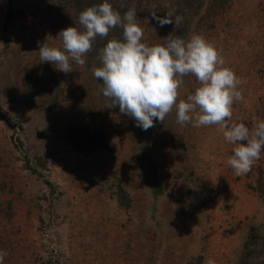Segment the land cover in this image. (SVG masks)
Wrapping results in <instances>:
<instances>
[{
    "label": "rangeland",
    "instance_id": "1",
    "mask_svg": "<svg viewBox=\"0 0 264 264\" xmlns=\"http://www.w3.org/2000/svg\"><path fill=\"white\" fill-rule=\"evenodd\" d=\"M92 1L0 0L2 264H264L263 150L237 176L218 126H181L173 109L144 131L110 107L91 69L108 40L122 39L119 27L70 73L40 59L38 42L61 48V30L83 31ZM131 9L150 46L196 34L213 44L241 81L232 122L264 120V0ZM167 14L182 17L175 30L155 19ZM197 87L184 77L177 102Z\"/></svg>",
    "mask_w": 264,
    "mask_h": 264
},
{
    "label": "clouds",
    "instance_id": "2",
    "mask_svg": "<svg viewBox=\"0 0 264 264\" xmlns=\"http://www.w3.org/2000/svg\"><path fill=\"white\" fill-rule=\"evenodd\" d=\"M161 27L182 22V17L167 14L155 17ZM83 31L68 27L58 33L61 48L38 42L40 59L56 70L72 72L70 61L85 65L84 57L93 50L97 37L106 39L111 30L122 29V39H111L99 49V67L91 69L102 82V93L119 107L120 113L133 118L136 126L147 131L154 120L164 123L175 109L181 126H218L226 142L234 145L227 164L235 175L247 174L264 150V120L255 121L249 129L244 123L232 122L233 105L243 100L241 81L229 68L213 44L199 34L188 40L169 35L164 45L144 42L143 29L136 22L134 9L123 15L114 10L109 0L88 7L78 17ZM194 76L199 87L180 99L179 87L186 76ZM246 142V143H244ZM6 253L0 251V264ZM206 264H214L208 260Z\"/></svg>",
    "mask_w": 264,
    "mask_h": 264
},
{
    "label": "trees",
    "instance_id": "3",
    "mask_svg": "<svg viewBox=\"0 0 264 264\" xmlns=\"http://www.w3.org/2000/svg\"><path fill=\"white\" fill-rule=\"evenodd\" d=\"M94 1V0H93ZM93 1H92V3L90 4V6L89 7H91V6H94V5H97V4H99V3H102L103 2V0H95V2H94V4H93ZM109 2H115L114 4H117V5H122V6H126V8H124V9H121L120 8V10H118V9H115L116 11H119L120 13H125L126 11H127V8L128 9H130L134 4H138V3H143V2H148V0H110ZM121 15H123V14H121ZM95 135H96V133H95ZM95 135L93 136V135H91L88 139H93L94 137H95ZM89 140V141H90ZM77 143V145H79V144H83V143H81L82 142V140H80V141H76ZM96 147L97 146H94V149L93 150H96ZM263 152H264V150H263Z\"/></svg>",
    "mask_w": 264,
    "mask_h": 264
}]
</instances>
